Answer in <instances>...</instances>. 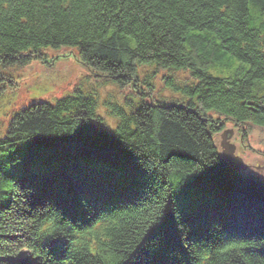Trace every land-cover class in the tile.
I'll use <instances>...</instances> for the list:
<instances>
[{
	"label": "trees",
	"instance_id": "trees-1",
	"mask_svg": "<svg viewBox=\"0 0 264 264\" xmlns=\"http://www.w3.org/2000/svg\"><path fill=\"white\" fill-rule=\"evenodd\" d=\"M61 47L130 94L78 86L13 115L0 264H264V174L215 143L227 121L244 143L264 130V0H0V92ZM179 73L186 99L156 89L183 92Z\"/></svg>",
	"mask_w": 264,
	"mask_h": 264
},
{
	"label": "rangeland",
	"instance_id": "rangeland-1",
	"mask_svg": "<svg viewBox=\"0 0 264 264\" xmlns=\"http://www.w3.org/2000/svg\"><path fill=\"white\" fill-rule=\"evenodd\" d=\"M80 60L76 49L61 47L60 49H49L45 53V59H39L26 68L11 71L9 73L11 76L9 88L0 92V136L4 134L10 119L15 113L39 100L56 104L61 97L72 94V90L78 86H81L86 93H93V89H99V102L101 105H104L106 101L120 102L127 94H130L129 89L123 90L111 84L98 88L97 79L90 77L93 74L92 71ZM162 77L163 75H160L154 80L156 89L161 91L162 95L170 97L175 94L176 97L182 100L183 98L186 99L188 89L196 84L193 81L187 82V73H179L175 80L180 82L176 85L183 89V92H176L168 86ZM166 80L169 81L170 78ZM99 113L110 120L104 106L100 107ZM210 115L220 117L217 112H211ZM228 124V127L232 130L217 138L219 144L221 146V143L226 144L230 152L240 156L244 160L240 159L241 163L249 165L244 167L245 170L251 166V169L258 167L259 173L263 172L264 174V171L261 170L264 169V130L256 128V131L252 134L253 136H250L249 141L244 143L245 146H243L238 132L240 130L232 122ZM219 151L223 154L221 148H219Z\"/></svg>",
	"mask_w": 264,
	"mask_h": 264
},
{
	"label": "bare ground",
	"instance_id": "bare-ground-1",
	"mask_svg": "<svg viewBox=\"0 0 264 264\" xmlns=\"http://www.w3.org/2000/svg\"><path fill=\"white\" fill-rule=\"evenodd\" d=\"M81 61V60H80ZM82 62V61H81ZM83 63V62H82ZM33 64V63H32ZM32 64H30V65H32ZM85 64V63H84ZM90 77H95L97 80H98V82L99 83H103V85L102 86H105L106 84H111L112 86H116L114 83H113V80L111 79V78H109L108 76H98V75H96L95 73L94 74H92V75H90ZM100 92V91H99ZM39 101H41V100H39ZM241 134H242V132H241ZM245 170V169H244ZM53 217H57V215H54ZM186 257H189V251L187 250V251H185V253H183ZM20 257H22L21 255H19L17 258H20ZM190 258V257H189ZM204 258L205 259H203V260H201V262L200 263H198V264H210V262H211V256H210V254H207V255H205L204 256ZM84 261V260H83ZM78 264H87V263H80V262H78ZM91 264H93V263H91ZM197 264V263H196Z\"/></svg>",
	"mask_w": 264,
	"mask_h": 264
}]
</instances>
